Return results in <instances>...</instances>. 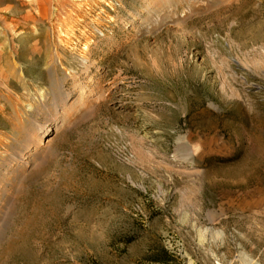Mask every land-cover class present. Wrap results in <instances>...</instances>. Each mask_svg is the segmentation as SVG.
I'll use <instances>...</instances> for the list:
<instances>
[{
	"label": "rangeland",
	"instance_id": "rangeland-1",
	"mask_svg": "<svg viewBox=\"0 0 264 264\" xmlns=\"http://www.w3.org/2000/svg\"><path fill=\"white\" fill-rule=\"evenodd\" d=\"M10 173L0 264H264V0H0Z\"/></svg>",
	"mask_w": 264,
	"mask_h": 264
},
{
	"label": "bare ground",
	"instance_id": "bare-ground-1",
	"mask_svg": "<svg viewBox=\"0 0 264 264\" xmlns=\"http://www.w3.org/2000/svg\"><path fill=\"white\" fill-rule=\"evenodd\" d=\"M53 103H55L56 104V106H61L60 105V103L57 105V103L55 102V101H53ZM54 104V105H55ZM42 107L44 106V105H41ZM33 140V138L32 139H30V141H32ZM40 143V142H39ZM48 143V142H47ZM46 143V144H47ZM37 146H38V143H37ZM36 155V153L35 152H32V156H35ZM26 154H24V153H21V155L20 156H18V158H16V159H14V161H17V162H14L13 164H12V166H15V163H16V165H18L19 166V168L20 169H25V168H27L28 166H29V162H30V160L28 159H26ZM16 168L15 167H13V169L12 170H15ZM8 174V173H7ZM13 175V173H10L9 174V176L0 184V195H2L3 193H4V191H5V186L6 185H8L9 183H7V181L9 180V178H10V176H12Z\"/></svg>",
	"mask_w": 264,
	"mask_h": 264
},
{
	"label": "trees",
	"instance_id": "trees-1",
	"mask_svg": "<svg viewBox=\"0 0 264 264\" xmlns=\"http://www.w3.org/2000/svg\"><path fill=\"white\" fill-rule=\"evenodd\" d=\"M162 253H160V255L156 254L154 255L155 259H161L160 261H162V263H165L167 261V256L166 253L164 251H161Z\"/></svg>",
	"mask_w": 264,
	"mask_h": 264
}]
</instances>
